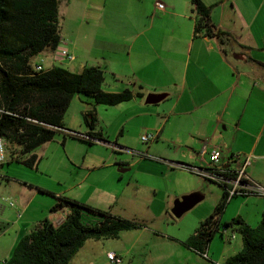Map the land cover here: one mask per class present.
I'll use <instances>...</instances> for the list:
<instances>
[{"label":"crops","instance_id":"crops-1","mask_svg":"<svg viewBox=\"0 0 264 264\" xmlns=\"http://www.w3.org/2000/svg\"><path fill=\"white\" fill-rule=\"evenodd\" d=\"M109 1L60 0L63 43L59 47L67 49L74 60H60L56 50H47L38 55L35 66L31 62L33 70L41 66L44 71L54 67L65 69L73 64L79 65L80 72L96 67L105 75L104 92L129 90L143 94L142 98L116 107L91 106L86 99L75 96L63 118L66 130L89 134L84 123L78 131H73L71 119L78 116L82 120L85 114L94 112L97 126L93 133L107 142L95 145L110 150L115 147L128 150L135 146L132 136L137 132V145H142L138 152L157 157L160 162L122 157L109 163L110 167L120 164L144 168L152 177L173 179L174 185L162 192V198L160 189L142 185L139 179L130 182L137 191L145 187L153 193L152 199H144L148 204L145 220L124 218L143 223L145 227L121 233L118 238L122 244L109 251L107 257L114 253L122 258V264H225L243 249V242H238L232 229L214 237L206 251L207 259L184 246L200 224L213 214L222 197L203 206L206 183L176 167H205L214 150L221 152L222 163L229 168L237 166L228 163L232 155L251 156L247 174L264 186V68L260 65H264V0H202L211 7V19L217 29L230 34L238 44L225 48L216 39L194 37L195 14L189 0H123L124 5L115 6L107 14ZM160 2L165 5L164 10L158 8ZM151 96L156 98L153 103L148 102ZM147 133H156V140L144 144L140 136ZM57 136L65 153L70 149L68 159L76 169L85 168L91 173L109 166L105 162L94 165L95 155L84 144L86 151L81 162L71 150V141L75 140L60 132L51 142ZM112 136L115 143L110 142ZM31 155L36 157L32 168L38 172L42 160L39 161L36 153ZM83 178L77 184L82 188L89 186L87 176ZM18 183L11 191L13 201L10 202L15 207L8 205L1 210L0 240L8 236L11 240L6 246L8 257L0 264L41 221L47 219L56 227L65 221L69 210L52 213L57 200L39 189L113 215L112 207L104 208L117 205L120 199V195L97 187L91 195L101 190L98 197H106L108 204L114 200L111 205H101L91 195H84L83 189L54 193L40 183ZM187 197L197 198L200 208L194 210L195 204L181 217H175V206ZM263 214L264 199L250 196L240 202V211L234 218L255 228ZM188 215L195 222L189 219L186 226H177ZM162 220L164 226L158 225L156 221ZM222 221L221 217V227Z\"/></svg>","mask_w":264,"mask_h":264},{"label":"trees","instance_id":"trees-1","mask_svg":"<svg viewBox=\"0 0 264 264\" xmlns=\"http://www.w3.org/2000/svg\"><path fill=\"white\" fill-rule=\"evenodd\" d=\"M189 1L195 14V38L216 39L224 48L238 45L230 34L219 31L213 24L211 7L202 0ZM59 5L60 0H0V108L6 112L0 120V136L11 146L14 156L31 155L59 133L53 128L65 129L63 118L75 96L86 99L91 106L104 107H116L143 97L129 90L104 92L105 75L96 67L84 68L78 74L62 67L33 70L32 60L44 51L56 50L59 44ZM83 123L92 141H105L93 133L97 126L94 112L85 114ZM69 138L95 145L92 141ZM35 162L36 157L31 155L23 164L32 168ZM39 192L57 200L52 213L69 210L65 221L58 227L47 219L41 221L17 243L2 264H70L89 240L118 239L123 232L145 227L143 223L66 197L57 198L45 190ZM230 201L223 189L213 214L200 224L184 246L200 255L206 254L221 230L232 229L241 235L243 249L225 264H264V214L255 228L240 218L221 227V217Z\"/></svg>","mask_w":264,"mask_h":264},{"label":"rangeland","instance_id":"rangeland-1","mask_svg":"<svg viewBox=\"0 0 264 264\" xmlns=\"http://www.w3.org/2000/svg\"><path fill=\"white\" fill-rule=\"evenodd\" d=\"M159 4L163 5L165 8V5L162 2H160ZM159 4H157V6ZM122 5H124L123 0H110L107 3V14H110L111 10L115 6ZM62 18L63 17L60 15V24ZM38 61L39 56L35 57L32 60L33 66H35V62ZM78 66L79 65L77 64H73L70 66H65V69L72 73L78 74L80 73ZM81 123H83V119L81 120L78 116L73 117L71 119V129H74L73 131H78ZM136 133H133L132 136V142L135 146L129 147L128 150H119L118 147H115L112 148L114 150L113 151L108 148H104L103 146H101L102 144L89 146L79 140L70 139L75 140L71 141V150L76 153V158L80 157L82 162L84 161V159H82V155L86 151L85 146L90 147V152L95 155L93 163L94 165H104V162L105 164H109L112 163L114 159L122 157L128 160H131L132 157L138 159V157L140 156L134 157L133 153H131V150L138 152L137 149L142 146L137 145ZM111 139L112 140H110V142L115 143L113 136ZM7 149V160H9L10 162L6 163L4 168L0 169V217L1 210H3L4 208H8L10 201H13L11 191L18 187L17 184H19V181H21L22 183H28V185L40 183L42 186L47 187L48 189H50L49 191H53L54 193L69 189L76 191L83 189L82 192L86 196L94 193L97 187H99L102 188L101 190L103 192L120 195V199L117 200V205L112 206L111 204L114 202V200H111L110 204H108V202L105 201L106 197H98L101 195L100 190L98 194L90 196L91 198H95L94 200L97 204L100 203L101 205H111L104 209L108 210L109 207H112L111 211L112 213H114V215H119L127 219L137 218L139 220H145V217L148 214V204H145L144 199H152L153 193L150 189H147L145 187L137 191L132 185H130V182L132 181L133 183L135 180L139 179L142 185L150 187L153 186L160 189V198L163 197L162 192H166L169 186L174 185L173 179L164 178L159 175V177H152V175H150V172L147 171L145 173L144 168L139 170V168H132L127 165L117 164L114 167H110L109 164L106 169L93 171L91 173L86 172L85 168L76 169L68 159L67 153H69L70 149H67L68 152L65 153V150L60 143L59 136L56 137L55 141L46 143L34 151L39 161L42 160V165L40 166L38 172L35 168H30L23 164L27 156H14L12 154L13 150L11 146H7ZM120 154L122 155L121 157H116V155ZM15 159H17L18 161H16ZM145 159L159 161V158L149 155H147ZM84 176H87L89 186H84L82 188L77 184L78 182H81L83 179H85L83 178ZM192 176L206 183V192L204 195H202V199L205 200L201 202L203 206L206 204H213L214 201H218V198L220 199L222 197L223 188L220 185L205 181L194 174H192ZM248 197L250 196H238L231 199L222 215V222L224 224L232 222L234 219H236L234 217L240 211V202L244 200V198ZM201 204L196 198V208L194 210L200 208ZM194 210L192 212H194ZM191 216L192 215H188V217L184 219L185 221H181L182 223H179V225L177 226H186V224L189 222V219H191L194 223L195 221H193V218ZM1 222L2 220L0 218V223ZM156 222L159 223L158 225L164 226L163 220ZM167 225H169V223L166 221L165 226ZM236 235L238 236V242L241 243V235L238 233ZM10 240L11 238L9 236L1 238L0 240V263L6 257H8L6 246L9 244ZM120 244L122 243L119 238L104 239L100 241L89 240L78 252V254L71 260L70 264H112L108 260L107 253L113 249H117Z\"/></svg>","mask_w":264,"mask_h":264},{"label":"built area","instance_id":"built-area-1","mask_svg":"<svg viewBox=\"0 0 264 264\" xmlns=\"http://www.w3.org/2000/svg\"><path fill=\"white\" fill-rule=\"evenodd\" d=\"M160 10H164L163 5H158ZM63 43V40L60 37L59 44L56 48V56L60 60L73 61L74 57L67 51V49L60 48L59 45ZM35 71L41 72L44 69L41 66H36ZM6 114V112L0 108V120L1 117ZM59 133H63L65 137H76L86 141H92L87 134H80L66 129H56ZM157 138L156 133H147L141 137V141L144 144H150L154 142ZM95 144H107L106 141L94 140L92 141ZM7 144L3 137L0 136V166L4 165L7 161ZM133 155L146 158L147 155L140 152L131 151ZM211 161L205 167L198 166H187V165H177L176 168L183 169L191 174H194L205 181L215 183L220 185L225 192L227 193L228 199L231 200L234 197L238 196H257L264 198V186L258 184L252 180L247 174V168L250 165L251 156H242L240 154L232 155L228 163L236 164L237 166L229 168L222 163V156L219 150H214L210 154ZM160 161V159H159ZM9 206L14 208L15 203L10 202ZM223 232V230H221ZM235 239V235H233ZM207 259V255H201ZM108 260L112 264H122V258L118 257L114 253L108 254Z\"/></svg>","mask_w":264,"mask_h":264},{"label":"water","instance_id":"water-1","mask_svg":"<svg viewBox=\"0 0 264 264\" xmlns=\"http://www.w3.org/2000/svg\"><path fill=\"white\" fill-rule=\"evenodd\" d=\"M156 101L154 96L148 98L149 103ZM196 204V198L187 197L182 202L178 203L173 210V215L177 218L189 211Z\"/></svg>","mask_w":264,"mask_h":264}]
</instances>
